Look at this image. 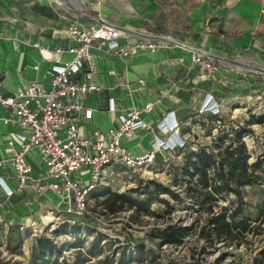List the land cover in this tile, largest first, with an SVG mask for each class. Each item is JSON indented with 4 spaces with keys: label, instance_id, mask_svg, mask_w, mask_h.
I'll return each instance as SVG.
<instances>
[{
    "label": "crops",
    "instance_id": "0c3cea01",
    "mask_svg": "<svg viewBox=\"0 0 264 264\" xmlns=\"http://www.w3.org/2000/svg\"><path fill=\"white\" fill-rule=\"evenodd\" d=\"M64 2L0 0V86L11 94L33 82L49 86L51 64L56 59L73 58L64 51L75 44L68 32L72 23L114 24L123 31L122 44L152 39L162 47L140 49L126 57L103 51L97 42L93 45L95 80L101 88L84 99L94 114L81 126L85 134L101 130L106 135L125 110H142L152 102L150 111L141 114L149 127L124 135L121 143L136 155L153 149L158 138L171 141L179 135L187 143L155 150L151 169L181 170L188 156L199 149L219 152L228 145L236 126L257 114L256 103L264 102V0H106L100 19L92 9L93 0ZM193 51L210 57L219 68H202L192 61ZM211 95L222 108L219 114L200 112ZM110 99L114 100V112L108 110ZM9 115L0 105V177L16 188L10 162L13 151L7 142L8 134L19 128L4 121ZM165 116L174 117L177 130L158 126ZM254 126L248 125L253 133ZM244 140L250 149L252 136ZM35 156L41 159L37 146L27 153L28 162L32 164ZM34 169L36 176L43 174L46 166L42 162ZM84 170L81 177L88 173ZM54 197L59 202L55 203ZM56 207L62 209L63 205L51 189L43 195L25 189L8 196L0 187V229L6 232L12 226L22 228V224L37 229L36 220L46 219Z\"/></svg>",
    "mask_w": 264,
    "mask_h": 264
},
{
    "label": "built area",
    "instance_id": "2783aa9c",
    "mask_svg": "<svg viewBox=\"0 0 264 264\" xmlns=\"http://www.w3.org/2000/svg\"><path fill=\"white\" fill-rule=\"evenodd\" d=\"M105 1L93 0L92 9L96 11L97 19L101 17L100 9ZM68 32L75 44L64 51L72 53L73 58L65 61L56 59L51 64L49 86L33 82L26 87H19L15 94L5 93L0 86V105L11 114L4 121L19 128V131L8 134L7 142L13 151L10 162L14 167L16 188L11 187L2 177L0 187L8 196H12L14 191L25 189L36 195H43L47 189L57 193L63 208L56 207L50 211L51 217H46L50 226L47 236L52 239L57 227L75 223L69 214L85 215L89 211L91 191L101 183L109 168L120 163L130 168H148L154 162L155 150L158 148H180L187 143L179 135L171 141L158 138L154 141L153 149L138 155L131 154L121 143L124 135H131L138 128L149 127L144 123L141 114L150 111L152 102L146 103L142 110L134 107L125 110L119 115L115 127L106 135L101 130H94L90 134L83 133L82 124L92 119L94 114V110L84 104V99L101 88L95 80L97 71L92 59L93 45L97 42V47L103 51L125 57L145 48L156 51L162 45L145 37L133 43L122 44L119 38L123 31L108 22L90 25L72 23ZM58 51L64 52L62 49ZM191 59L207 70L214 71L219 68L217 62L201 52L193 51ZM114 109V100L110 99L108 110L114 112ZM199 109L200 112L213 114H219L222 110L212 95ZM158 126L162 130L168 127L171 131L179 127L173 116H165ZM248 137L251 136L245 135L243 140ZM35 146L39 148L46 170L43 174L33 176L27 153ZM252 155L259 154L252 152ZM84 169L89 173V178L84 182L71 177L74 172ZM93 216L100 223L105 220L104 214Z\"/></svg>",
    "mask_w": 264,
    "mask_h": 264
},
{
    "label": "rangeland",
    "instance_id": "374dc122",
    "mask_svg": "<svg viewBox=\"0 0 264 264\" xmlns=\"http://www.w3.org/2000/svg\"><path fill=\"white\" fill-rule=\"evenodd\" d=\"M261 101L259 100L255 105L256 115L264 113V102ZM254 132L251 135L252 142L249 150L254 154H261L264 151V122L256 123ZM41 164L40 156H35L32 161V168L35 167L34 171ZM81 172V170L76 171L71 177L78 181L89 178L88 173H84L82 178ZM183 175L182 170L177 168H166L160 172L151 169L150 166L136 169L122 163L109 168L104 173L101 183L91 191L89 211L85 215L69 214L75 220V224H80L83 227L88 226L91 230L106 234L107 238L102 242V247L104 246L102 254H99V257L91 256L86 264H98L104 254L112 255L111 253H114L118 258L122 249L120 245L135 250L136 244L141 243L145 245L143 261H137L134 257L133 261L128 264H196V261H201L204 264H264V254L261 252L264 250V224L260 228L261 231L250 233L247 235L246 241L239 245H223V241H219L216 237L213 240L204 237L203 231L207 228L205 227L207 213L199 210V205L192 202ZM151 181L169 185L171 189L179 193L180 198L175 199L168 193H162L159 194V198H166L169 203L165 204L155 200L149 208L143 210L124 205L115 213L105 208L104 205L100 206L101 200L108 196V191L127 192L140 199L148 198L150 195L148 189H146L148 193H141L142 191L134 189L143 188L147 184L151 185ZM54 201L57 203L59 199L54 197ZM222 202L223 200L220 203ZM47 214L48 217H51L50 213ZM94 214H104V222H98L93 216ZM36 221L39 223L37 229L32 226L26 227L25 224H22V228L19 225L12 226L6 232L0 229V264H31L30 258L33 247L36 245L35 239L42 235L47 236L50 228L46 219H41V221L37 219ZM172 223L191 225L193 228L183 236L182 243L161 244L162 239L158 236V229L162 230ZM81 238L82 241H79L71 238V235L59 234L55 238L58 245L62 246L59 256L66 255L74 258L73 254L79 250L83 241L86 246L85 251L91 245L93 238L90 236L85 240L82 235ZM71 242L81 243L73 246ZM35 247L37 248V246Z\"/></svg>",
    "mask_w": 264,
    "mask_h": 264
},
{
    "label": "trees",
    "instance_id": "16d2710c",
    "mask_svg": "<svg viewBox=\"0 0 264 264\" xmlns=\"http://www.w3.org/2000/svg\"><path fill=\"white\" fill-rule=\"evenodd\" d=\"M260 122H264V113L253 114L246 123H243L244 125L235 128L234 134L229 136L228 145L222 150L211 152L199 149L188 156L187 164L181 169L192 202L199 205V210L207 213L205 219L207 228L203 231V236L210 240L216 237L223 241V245L241 244L250 233L261 231L260 228L264 224V151L259 155H252L246 141L243 140L245 135L252 132L248 125ZM146 189L150 195L144 199L136 198L127 192L108 191V196L101 200L100 206L104 205L115 213L124 205L143 210L149 208L155 200L169 203L168 199L159 198V194L162 193H168L175 199L180 198L179 193L169 185L157 181H151V185L147 184L134 190L148 193ZM192 228L191 225L172 223L162 230L158 229V236L162 239L161 244H179ZM53 233L55 237L59 234L71 235V238L79 241H82L81 235L85 240L90 236L93 239L85 251L83 241L79 250L73 254L74 258H70L66 255L59 256L62 246L58 245L55 237L52 239L49 236H39L35 240L37 248L33 247L31 264H86L91 256L102 254L104 247L102 242L107 238L104 232L75 223L62 224ZM78 243L81 242L72 245ZM120 246L122 249L118 258L114 253L104 254L98 264H128L134 257L137 261H143L145 253L143 243L136 244L135 250ZM261 252L264 254V250ZM196 264L204 263L196 261Z\"/></svg>",
    "mask_w": 264,
    "mask_h": 264
},
{
    "label": "bare ground",
    "instance_id": "6f19581e",
    "mask_svg": "<svg viewBox=\"0 0 264 264\" xmlns=\"http://www.w3.org/2000/svg\"><path fill=\"white\" fill-rule=\"evenodd\" d=\"M60 2H64V0H60ZM65 3V2H64ZM79 4V3H78ZM73 6V5H72ZM79 8V7H78ZM261 69V67H255V70ZM264 69V68H263Z\"/></svg>",
    "mask_w": 264,
    "mask_h": 264
}]
</instances>
